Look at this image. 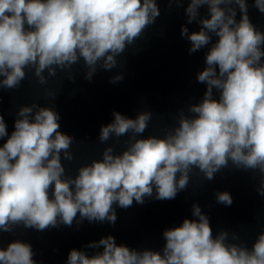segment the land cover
<instances>
[{
  "label": "clouds",
  "instance_id": "9594fccd",
  "mask_svg": "<svg viewBox=\"0 0 264 264\" xmlns=\"http://www.w3.org/2000/svg\"><path fill=\"white\" fill-rule=\"evenodd\" d=\"M253 7L264 15V0H253ZM184 11L188 24L200 25L191 33L181 28L189 52L208 49L197 74L206 91L192 115L181 114L163 137L143 136L150 112L135 118L114 112L99 140L127 136L125 149L105 148L73 177L62 157L73 160L74 138L60 131L54 106H21L10 133L0 114V233L45 232L84 220L114 224L116 207L173 200L194 176L211 181L230 166L251 173L264 197V31L251 21L247 0H188ZM159 16L156 0H0V89L19 88L32 70L37 94L43 88V97L54 100L62 80L53 90L51 78L64 73L75 82L81 62L89 82L98 69L111 71ZM216 201L231 206L233 198L222 191ZM192 216L164 230L162 251H137L109 235L88 245L102 246L96 254L71 249L67 264H264V226L249 246L230 242L227 231L213 235L198 204ZM232 241H239L235 233ZM35 255L31 243L13 239L0 247V264H37Z\"/></svg>",
  "mask_w": 264,
  "mask_h": 264
},
{
  "label": "water",
  "instance_id": "95a60500",
  "mask_svg": "<svg viewBox=\"0 0 264 264\" xmlns=\"http://www.w3.org/2000/svg\"><path fill=\"white\" fill-rule=\"evenodd\" d=\"M156 2L160 16L140 39L117 57L118 65L111 71L98 69L91 82L84 79L82 62L74 66L75 82L59 73L49 82V87L55 90L56 82L62 80L54 100L43 97V88L37 94L32 70H26L27 78L19 88L0 89V114L5 118L9 133L21 106L33 103L54 106L61 117L60 131L74 138L71 146L73 160L62 157L66 175L74 177L79 167L101 159L105 148L113 147L116 153L125 149L127 136L119 141L113 137L105 143L99 140L101 126L112 122L114 112L129 118H135L143 111L150 112L151 120L144 137H163L178 126L181 114L192 115L190 107L198 104L206 91V85L197 80V74L205 66L208 49L190 53L191 44L181 35L182 26L190 33L200 27L196 21L187 23L184 9L188 0H183L179 7L175 0ZM247 2L251 21L264 31V15L253 7V0ZM200 11L201 17L206 16V9ZM237 13L239 20L238 9ZM118 74L123 79L111 83L110 79ZM257 186L258 180L253 179L251 173L236 171L230 166L211 181L194 176L187 190L180 191L173 200L146 198L143 204L134 201L127 209L116 207L114 224L84 220L81 223L74 221L71 227L61 225L45 232L15 228L12 233H0V247L13 239L25 240L32 244L37 264H67L68 253L73 248L88 255L96 254L102 251V246L89 248L88 245L109 235L117 244L137 251H162L164 230L179 226L186 218L195 219L192 216L194 204H198L208 217L213 235L227 231L230 242L246 241L250 246L264 226V197L257 194ZM222 191L231 194V206L217 203L216 193ZM233 233L239 241H232Z\"/></svg>",
  "mask_w": 264,
  "mask_h": 264
}]
</instances>
